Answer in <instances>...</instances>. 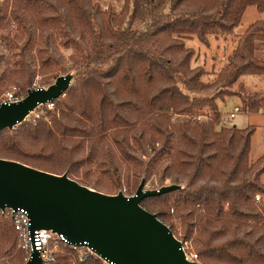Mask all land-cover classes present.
<instances>
[{"label": "trees", "instance_id": "obj_1", "mask_svg": "<svg viewBox=\"0 0 264 264\" xmlns=\"http://www.w3.org/2000/svg\"><path fill=\"white\" fill-rule=\"evenodd\" d=\"M122 3L118 11L98 0H0V41L18 50L14 67L2 71L0 91L22 85L26 94L38 75L42 87L76 71L53 109L44 106L45 115L0 131V157L67 173L101 192L124 182L138 189L143 179L152 189L182 185L141 204L179 240H192L202 264H264V153L250 157L256 125L217 128V99L238 96L242 111L264 110V92L233 90L244 75L264 76L256 43L264 40V17L239 37L212 82L193 67L195 50L185 42L234 34L249 6L264 13V0ZM174 114L188 116L173 126ZM23 257L12 219L2 218L0 264ZM73 259L71 250L56 254V264ZM75 264L104 263L92 257Z\"/></svg>", "mask_w": 264, "mask_h": 264}, {"label": "water", "instance_id": "obj_2", "mask_svg": "<svg viewBox=\"0 0 264 264\" xmlns=\"http://www.w3.org/2000/svg\"><path fill=\"white\" fill-rule=\"evenodd\" d=\"M74 77V72L60 75L47 87L30 88L18 103L0 104V131L17 127L41 105L64 95ZM181 188L172 184L148 189L143 179L134 195L108 194L80 184L67 173L0 157V209H26L33 231L63 233L70 242L88 245L112 264H202L191 260L172 229L141 204L147 196ZM28 264H42L39 251Z\"/></svg>", "mask_w": 264, "mask_h": 264}, {"label": "rangeland", "instance_id": "obj_3", "mask_svg": "<svg viewBox=\"0 0 264 264\" xmlns=\"http://www.w3.org/2000/svg\"><path fill=\"white\" fill-rule=\"evenodd\" d=\"M103 8L111 6L113 9L120 11L123 6L122 0H98ZM264 17V13H260L256 6H249L243 16L241 24L236 27L234 34L232 35H210L208 38V42H202L197 36H193L191 38L185 39L187 47H193L195 50V57L192 60L193 67L201 66L203 70L206 71V74L203 75V81H214L216 79L217 73L221 70V68L226 65L228 61V56L236 47L239 37L243 35L248 27L257 21L258 19ZM148 18V17H147ZM146 18V19H147ZM143 20H139L138 23L134 25L135 28L142 24ZM12 27L15 28V23L13 22ZM259 45V52L257 56L264 59V40L256 42ZM63 53L66 56H69L71 53L70 50L62 49ZM35 52V51H34ZM18 50L13 48L11 45H7L5 42L0 41V78L2 76L3 70H8L13 68L14 62L17 59ZM69 72H76L75 70H71ZM68 72V73H69ZM67 74L61 73L60 75ZM58 75V76H60ZM42 75H38L32 85L31 88L39 87L41 85ZM56 78L51 79L53 83ZM48 85H44L43 87H47ZM18 89L19 93L25 94L24 88L22 85H10V86H3L2 90L0 91V99L5 96L6 93L10 91H14ZM233 90L239 92L241 90H245L249 93L253 92H264V76H253V75H244L240 78V80L234 85ZM27 95V93L25 94ZM226 100L217 99V103L219 102V108L222 112V122L220 125L217 126L219 129L221 126L225 125L231 127L232 125H237L239 128H246L249 125H256V131L252 136L251 141V161L258 160L262 154L264 153V110L260 111L259 113H249L244 112L242 110L236 111V106H242L241 99L238 96H227ZM55 107V105H54ZM53 107V108H54ZM48 108V107H47ZM48 108V109H53ZM239 108V107H238ZM231 112H235V116H231ZM46 110L45 108H38L36 109L31 115L27 118L33 119L38 118L39 115H45ZM188 115H178L174 114L171 119V123L173 126L179 125L183 119H186ZM204 116V115H203ZM192 118V117H191ZM194 119V118H192ZM202 120H209V117L204 116ZM184 121V120H183ZM95 176V175H94ZM154 181L157 182L154 178ZM262 182L264 183V175L262 177ZM104 186L107 188H111L108 180L104 181ZM140 184V183H139ZM137 183V185H139ZM154 186L152 180H148L146 183V188L152 189ZM136 187H130L125 182L121 184L120 187L116 189H105L104 193L108 194H117L119 192H123L126 195H134L136 192ZM112 190V191H111ZM263 196L260 198L262 200ZM173 213L174 211L171 210ZM175 215V214H174ZM172 222L175 224L176 230L181 233L182 225L181 219L174 216ZM179 233V235H181ZM183 244L185 245L186 251L188 253L197 254L195 250V246L192 240L184 241ZM21 247V246H20ZM22 249V248H21ZM23 250V249H22ZM24 252V257L19 261L18 264H25L26 261V252Z\"/></svg>", "mask_w": 264, "mask_h": 264}, {"label": "built area", "instance_id": "obj_4", "mask_svg": "<svg viewBox=\"0 0 264 264\" xmlns=\"http://www.w3.org/2000/svg\"><path fill=\"white\" fill-rule=\"evenodd\" d=\"M25 96V94L19 93L18 89H16L6 93L5 96L0 99V104L18 103L23 100ZM44 106L53 108L54 102H48L45 105H41L40 108H43ZM235 110L240 111L241 108L236 107ZM231 116L234 117L235 112H231ZM203 117V115H199L196 118L202 120ZM259 198L260 197L258 196V199ZM2 218L12 219L14 228L19 235L20 246L27 254L25 264H28V261L32 258V255L36 250L39 251V257L42 260V264H56V254L64 252L65 250H71L74 252V264L77 261L84 262L92 257L101 260L104 264H112L103 259L88 245L74 244L70 242L67 236L63 233L58 234L47 229H37L33 231L31 228V219L26 209L22 208L15 210L9 207L0 209V220ZM184 249L186 251L185 245ZM186 253L191 260L199 261L198 254L188 253L187 251Z\"/></svg>", "mask_w": 264, "mask_h": 264}, {"label": "crops", "instance_id": "obj_5", "mask_svg": "<svg viewBox=\"0 0 264 264\" xmlns=\"http://www.w3.org/2000/svg\"><path fill=\"white\" fill-rule=\"evenodd\" d=\"M259 52V45H258V49H257V53ZM223 100V99H222ZM224 100H226V99H224ZM218 105H219V102H218ZM236 107H239V108H241V106H236Z\"/></svg>", "mask_w": 264, "mask_h": 264}]
</instances>
